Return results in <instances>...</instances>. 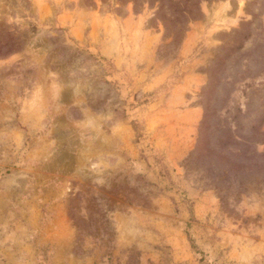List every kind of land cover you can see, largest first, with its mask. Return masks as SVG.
<instances>
[{
	"label": "rangeland",
	"instance_id": "rangeland-1",
	"mask_svg": "<svg viewBox=\"0 0 264 264\" xmlns=\"http://www.w3.org/2000/svg\"><path fill=\"white\" fill-rule=\"evenodd\" d=\"M0 264H264V0H0Z\"/></svg>",
	"mask_w": 264,
	"mask_h": 264
}]
</instances>
